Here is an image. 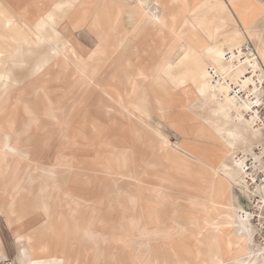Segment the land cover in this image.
Instances as JSON below:
<instances>
[{"label":"snow or ice","instance_id":"obj_1","mask_svg":"<svg viewBox=\"0 0 264 264\" xmlns=\"http://www.w3.org/2000/svg\"><path fill=\"white\" fill-rule=\"evenodd\" d=\"M246 41L264 60V0L0 3V217L15 242L0 264H264V63L237 56ZM233 71L236 96L219 84Z\"/></svg>","mask_w":264,"mask_h":264},{"label":"rangeland","instance_id":"obj_2","mask_svg":"<svg viewBox=\"0 0 264 264\" xmlns=\"http://www.w3.org/2000/svg\"><path fill=\"white\" fill-rule=\"evenodd\" d=\"M106 1L107 2H111V0H88V2L98 3V4L107 3ZM192 2L193 3H196V2H204V0H192ZM208 2L214 3V0H208ZM231 3H232V0H227V3H222L223 11L224 12L226 11L225 13H227V12L230 11V9H231ZM224 8H226V9H224ZM76 36L78 37V39L80 40V42L83 44V45H80L81 49L77 46L79 50H81V51H88V49L90 50L91 47H94L95 46V42H96L95 41V37L92 36V33H91L90 30H88V29L79 30V31L76 32ZM253 45L256 48V45L255 44H253ZM256 50H257V48H256ZM108 51H109L108 60H114V59L118 58L121 55V52L119 50V45H118V42H117V38L116 37H113V39H112V41H111V43L109 45ZM118 118L119 119H123V117H118ZM182 139L183 138H180V137L176 136L175 133H172L171 136H170L171 143L173 145H179L181 148H183V146H184V141ZM263 177H264L263 174L257 173V175H256V182H257V184H259L262 180H264ZM239 207H242L245 211H250L253 208V205H250L249 199L246 198V197H244V198H240L239 199ZM224 211H226V210H224ZM238 220H239V217L237 216L236 217L237 223H238ZM228 231L231 232L232 230L229 229ZM14 251H15V246H14Z\"/></svg>","mask_w":264,"mask_h":264},{"label":"bare ground","instance_id":"obj_3","mask_svg":"<svg viewBox=\"0 0 264 264\" xmlns=\"http://www.w3.org/2000/svg\"><path fill=\"white\" fill-rule=\"evenodd\" d=\"M107 2V1H106ZM21 3V2H20ZM12 4V3H11ZM13 5V4H12ZM222 5V4H221ZM19 6V5H18ZM15 8V7H14ZM228 8V7H227ZM226 9V8H224ZM226 12V11H225ZM77 47V46H76ZM243 51L242 52H238L237 56L243 55L244 59H251L253 60V62H257L259 63H264V60L261 61H256L255 58L259 56V52L258 50H256V48L254 47L253 43L250 41H246L243 43ZM78 48V47H77ZM235 75L234 71L229 73V78H228V82L227 84H225V79L224 76H221L219 78V84L223 85L224 87H228L231 86L234 90L232 92L233 96L237 95V92L235 91V84L233 82L232 77ZM225 95H228L227 92L224 93ZM183 140V139H182ZM257 175V174H256ZM259 175V174H258ZM264 175V174H263ZM262 176V175H261ZM259 178V177H258ZM264 178V177H263ZM255 181H256V177H255ZM252 181L250 180L249 183H251ZM257 183V182H256ZM249 203L250 205H253V208L250 210L252 212H254L255 214L259 215V211L258 209H256L254 202L252 200L249 199ZM145 208H147V205H145ZM241 209H243L242 207H240ZM244 210V209H243ZM256 216V215H255ZM0 219H2V217H0ZM239 223V220H238ZM7 225V223H6ZM0 241L4 243L5 248L7 249H11L14 250V241L13 240H8L7 238V232L6 230L0 229ZM13 253V252H12Z\"/></svg>","mask_w":264,"mask_h":264},{"label":"crops","instance_id":"obj_4","mask_svg":"<svg viewBox=\"0 0 264 264\" xmlns=\"http://www.w3.org/2000/svg\"><path fill=\"white\" fill-rule=\"evenodd\" d=\"M30 2H31V0H0V3L6 4V5H11L13 8L15 7L14 9H16L18 5L27 4V3H30ZM214 3H216V4L227 3V0H214ZM82 29L83 28L78 29V30H76V32L79 31V30H82ZM92 36H93V34H92ZM73 43H74L75 46H78L80 49H81L80 45H83L80 42V40L78 39V37L76 36V34H74V36H73ZM6 223H7V225H6ZM0 229L6 230L8 240H13L14 241V237L12 236V231L13 230L8 227V222H7V220L4 217H2V219H0ZM14 246H15V242H14ZM3 248L5 250V254L10 256V259H15V251L5 248L4 243L0 241V249H3Z\"/></svg>","mask_w":264,"mask_h":264},{"label":"built area","instance_id":"obj_5","mask_svg":"<svg viewBox=\"0 0 264 264\" xmlns=\"http://www.w3.org/2000/svg\"><path fill=\"white\" fill-rule=\"evenodd\" d=\"M254 221L258 223V221H259V215L256 214V216L254 217Z\"/></svg>","mask_w":264,"mask_h":264}]
</instances>
